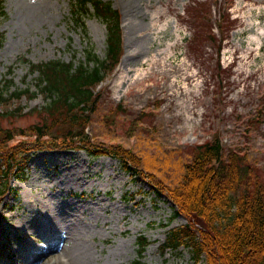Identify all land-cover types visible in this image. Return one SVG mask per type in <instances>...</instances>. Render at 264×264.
Segmentation results:
<instances>
[{"label":"rangeland","instance_id":"374dc122","mask_svg":"<svg viewBox=\"0 0 264 264\" xmlns=\"http://www.w3.org/2000/svg\"><path fill=\"white\" fill-rule=\"evenodd\" d=\"M30 1L1 0L0 82L11 77L10 88L34 89L38 71L30 70V61H77L88 45L105 56L107 26L92 4L84 31L72 13L74 0ZM108 1L120 12L124 51L97 86L101 94L88 127L99 140L134 148L145 174L131 172L116 155L82 146L31 149L26 175H13L0 199V264H59L84 242L89 264H132L135 258L192 264L191 246L162 247L168 230L188 218L173 216L175 202L147 173L175 181L192 146L215 130L226 145L241 144L264 179V113L247 127V118L264 106V0ZM207 8L213 12L208 24L222 37L220 50L208 37L191 42ZM221 11L225 32L216 22ZM218 61L227 79L220 94ZM45 100L40 91L10 98L2 106L12 112L0 116V125L45 120ZM19 130L7 144L30 137ZM140 233L149 243L139 255Z\"/></svg>","mask_w":264,"mask_h":264},{"label":"trees","instance_id":"16d2710c","mask_svg":"<svg viewBox=\"0 0 264 264\" xmlns=\"http://www.w3.org/2000/svg\"><path fill=\"white\" fill-rule=\"evenodd\" d=\"M90 4L93 12L106 22L105 56H100L88 45L84 48L85 57L77 61L59 57L30 61V70L38 71L34 89L29 85L10 88L11 77L0 82V116L12 112L2 106L10 98H20L23 94L31 97L40 91L46 99L43 105L45 120L24 127L0 125V199L11 188L13 175H26V155L35 148L82 146L91 153L108 152L118 156L133 173L144 172L138 169L140 158L134 148L122 142L99 140L88 127L101 94L97 86L117 66L124 51L120 12L111 1L74 0L71 8L76 22L87 30L84 14L91 10ZM211 14L210 8L203 10L202 19L207 17L203 20L205 25H198L191 42L208 37L217 41L220 50L222 37L218 38L207 22L213 17ZM225 17L221 11L216 18L221 32L229 26ZM2 37L0 32V42ZM224 68L218 61L219 94L227 80L222 73ZM263 113L261 104L255 115L247 118V127L257 125ZM29 128L32 130L27 131ZM16 129L30 133V137L7 144ZM191 149V156L182 159L181 174L175 181L161 182L154 179L152 172L147 173L152 184L175 202L173 216L183 212L188 218L182 225L168 230L162 247L191 246L192 264H264V179L257 165L241 144L226 145L219 130L195 143ZM137 242L140 255L149 238L140 233ZM132 264H141L140 258H135Z\"/></svg>","mask_w":264,"mask_h":264},{"label":"bare ground","instance_id":"6f19581e","mask_svg":"<svg viewBox=\"0 0 264 264\" xmlns=\"http://www.w3.org/2000/svg\"><path fill=\"white\" fill-rule=\"evenodd\" d=\"M32 1V0H31ZM30 1V2H31ZM33 2V1H32ZM131 4V3H130ZM35 5V4H34ZM48 5V4H47ZM31 6V5H30ZM36 6V5H35ZM38 6V5H37ZM36 6V7H37ZM35 8V7H34ZM42 9V8H41ZM47 10V9H46ZM39 12V11H38ZM37 15V14H36ZM136 16V15H135ZM83 243V242H82ZM1 244V243H0ZM80 245V244H79ZM89 246L84 242L82 245H80L79 248L77 249H72L71 251H69L67 254H69V256L65 259H61V261H59V264H89V258H90V254H89ZM65 251V250H63ZM63 255V253H62ZM66 255V254H65ZM64 255V256H65ZM57 260V259H56ZM91 263V262H90Z\"/></svg>","mask_w":264,"mask_h":264}]
</instances>
